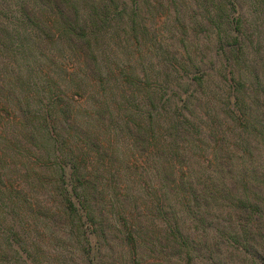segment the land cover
Wrapping results in <instances>:
<instances>
[{"label": "trees", "instance_id": "1", "mask_svg": "<svg viewBox=\"0 0 264 264\" xmlns=\"http://www.w3.org/2000/svg\"><path fill=\"white\" fill-rule=\"evenodd\" d=\"M9 1L1 0L4 8L0 7V217L9 218L11 224L5 226L0 221V241L3 237L11 240L9 244L6 242L8 249L14 248V254H24L26 241L17 246L22 235L32 232L42 236L41 225L55 220L71 225L69 235L75 233L84 241L104 238L109 230L102 226L103 217L96 207L103 206L104 210V206L117 205V220L124 229L122 238L137 241V235L143 234L139 227L141 224L144 228L143 214L147 211L153 217L150 207L160 210L164 205L170 209L165 212V220L172 227L170 234L175 240L180 239L185 254L219 253V246L229 242L228 260L233 256L238 264H264V61L257 66L262 61L259 55L246 56L244 41L250 35L246 34L248 27L243 26V18L238 15L230 20L240 32L236 31L233 36L234 52H225L224 65L229 66L231 83L223 90L222 111L240 126L237 141L228 142L226 130L213 126L209 101L215 95L208 93L207 96L206 91L210 90L204 87L211 74L199 66L172 64L184 87L164 88L163 95L152 89L154 105L147 114L141 109L134 111L133 100L127 102L126 96L131 92L120 93L117 88L112 89L116 85H105L111 78L117 82L121 74L117 66L110 68L108 63L104 76L103 63L97 59L100 26L118 14L110 15L108 4L98 7L100 4L94 0H22L19 21ZM35 3L52 10L53 17L48 16L51 18L47 23L41 21L48 39L51 41L56 36L63 40L64 35L70 41V56L80 63L74 77H71L74 70L67 73L70 83H74L63 90L65 93L47 75L50 71L47 64L19 61L18 57L29 50L25 47L28 41L24 44L19 39L18 21L25 27L38 29L39 20L32 11ZM61 7L66 11L71 8L70 20L60 13ZM85 9L91 13L88 17L91 25L78 20L77 15L82 16L79 12ZM11 18L15 19L12 26L1 21ZM57 22L59 27L54 31L46 25ZM253 31L259 32L256 28ZM45 36L36 34L32 43L40 46ZM226 37L229 40L230 35L226 33ZM233 44L227 41L225 45ZM41 55L37 53V58ZM231 59L237 62L229 64ZM81 69L86 71L88 80L79 75ZM123 79L126 82L127 76ZM131 84L141 88L139 83L132 81ZM90 86L104 95V101L115 110L105 109L107 105L91 93ZM87 99L93 102L86 101L89 105H84ZM134 113H138L137 120ZM115 117L121 119L115 128L123 138V145L129 148L130 156H142L139 160L142 164L150 158L154 175L162 173L167 201L161 196L144 200L145 191L158 193L147 178L139 184L138 194L118 184L114 194L106 195L99 186L115 183V175L94 176L86 171L85 146L92 147L90 138L103 142L95 130L104 123L107 128H113ZM243 133L253 135L255 142L242 138ZM106 150L101 145L93 151L99 154L98 158H105ZM126 163L129 167L135 165L134 161L126 160ZM194 173L198 174L192 177ZM176 205L183 214L174 211ZM186 221L189 224L185 228L191 224L196 230L194 234L181 232L180 226ZM208 237L212 238L209 242Z\"/></svg>", "mask_w": 264, "mask_h": 264}, {"label": "rangeland", "instance_id": "2", "mask_svg": "<svg viewBox=\"0 0 264 264\" xmlns=\"http://www.w3.org/2000/svg\"><path fill=\"white\" fill-rule=\"evenodd\" d=\"M94 1L100 4L98 7L108 4L110 15L118 13L112 15L109 21L100 26L99 30L100 41L96 53L99 55L97 59L103 63L102 74L105 76L107 72L105 65L108 63L111 64L110 68L115 65L121 70L117 82L111 78L105 81V85H116L112 89L114 88V91H116L117 88L120 93L131 92L126 96V99L129 98L127 102L133 100L134 111L139 112L141 109L147 114L153 109L154 105L152 89L163 95L164 88L167 89L173 86L174 89L180 90L184 87L182 81H179L177 75L173 72L172 64H181V66H187L188 68H192L193 65L199 66L211 74V79L208 84H204V87L206 90H210L206 91L207 96L210 95L208 93L215 95V98H211L209 101L212 104L213 112L211 111V113L214 115L212 117L213 126L226 130L228 142L237 141L240 126L222 111L225 103L223 90L231 83V75L228 74L229 70L227 69L229 66L224 65L226 63V53L230 54L229 50H232V53L234 52L232 47H234L233 38L235 37L233 36H236V31L240 32L237 29L239 27H236L233 23L231 24L230 20L238 15L243 18L245 22L243 26L248 27L246 34L250 35V37L245 36L244 41L247 46L245 48L246 56L253 58L255 55H259L262 61H259L256 65H261L264 61V0H234V2L229 0ZM21 2L22 0H10L8 4L10 8L14 9L12 13L19 21L23 9ZM233 4H235V9H233ZM0 7L4 8L1 0ZM70 10L66 11L61 7L59 11L66 14L70 20L71 15H73ZM32 11L35 12L33 14L39 20L38 29H34L32 26L25 27L18 21V24H20L17 27L20 33L19 39H23L24 44H26L25 40L28 41L25 47L29 50L25 52L23 57H18L19 61L22 64L34 62L36 64H47L50 68L47 75L54 80L58 90L63 91L71 88L70 86L74 81L72 84L70 83L69 80L71 79L67 76V73L74 70L71 75V77H74L80 63L74 61V58L68 52L70 41L65 40L64 35L61 38L63 40H59L56 36L51 41L48 39V33L42 28L41 21L48 22L51 18L48 16L53 17L51 9L45 10L42 4L35 3L32 6ZM79 13L82 16L78 14V20L80 18L83 24L91 25L88 20L91 13L86 9ZM84 19H86L85 22ZM1 21H4L5 24L10 22V26L15 23L14 18L1 19ZM46 25L51 27L52 31L57 30L59 27L58 22L53 25ZM255 28L259 30L258 34L253 31ZM87 29L90 30V27ZM27 31L30 34H27ZM56 33L58 34V32ZM226 33L230 35L229 40ZM36 34L46 35V40L38 47L32 43ZM227 41L233 45H225ZM30 43L33 45H30ZM255 51L258 52L255 53ZM39 52L42 55L37 58ZM15 58L16 56L11 57V59ZM236 62L235 59H231L228 63L234 64ZM70 64H73L71 69ZM84 64L82 63L81 66H84ZM236 66L238 67L237 64ZM85 72L81 69L79 75L85 76L88 80V75L86 76ZM123 76H127L126 82ZM132 81L136 84L139 83L141 88L137 89V85L132 86ZM90 90L94 96H99L104 101V95L96 93L92 86H90ZM62 93H65V91ZM109 94L110 92H106V95ZM116 96L120 95L116 94ZM86 101L90 104L93 102L91 99H87L84 105H89ZM104 102L107 105V107L104 106L105 109L112 108L115 110L109 102ZM134 114L137 120L138 113ZM113 121L116 122L113 128H107V124L104 123L103 126L98 125L95 130L97 135L103 138V142H97L90 138L92 147L85 146L86 171L94 176L115 175L113 179L115 183L109 184L106 182V186H99V190L104 191L106 195L114 194L118 184H124L128 192H137L138 194L141 191L139 184L147 178L149 185L154 187L158 193L154 195L151 190L145 191L143 193L144 200H147L148 197L155 200L159 196L166 200L161 181L162 173L154 175L150 158H147V161L142 164L139 161L142 156H130L129 148L123 145V138L119 135L118 129L115 128L116 125L121 123V119L115 117ZM243 134L242 138L248 139L252 143L255 142L256 139L253 135ZM220 136V133H218L217 137ZM209 139L212 140V138ZM101 145L107 148L105 158H98L99 154L95 155L93 151L95 147ZM91 156H93L92 159H90ZM64 160L67 159L64 158ZM126 160L128 162L134 161L135 165L129 167L127 163L125 164ZM197 174L194 173L192 177ZM130 205L133 206L132 203ZM108 207L110 206H104V210L103 206L96 207L100 211L101 217H103L102 226L107 227L109 230V235L107 234L104 238L99 237L96 239L93 237L90 241H84L75 233L74 236L71 233L69 235L68 231L72 228L66 222L64 224L61 220L47 221L45 225H41L42 236L32 234V232L29 235L26 233L22 235L17 246L23 245V241H26L24 254H14V248L9 250L6 242L9 244L11 240L3 237L0 241L3 242L0 244V264H223L225 262L227 264H238L233 256L228 260L230 255L228 253L231 250L229 242L226 245L219 246V253L209 254L204 251L203 254H185V249L179 244L180 239L176 238L175 240L170 234L172 227L165 220V212L166 209L170 210L169 207L165 208L164 205H161L160 210L150 207L151 213L155 216H149L147 211L145 215L143 214L144 228L141 224L139 226L142 227L143 234L138 232V240L132 242L122 238L124 229L116 216L119 205L110 207L111 210H108ZM124 207L127 208V206ZM174 209L179 215L184 213L179 205H176ZM58 216L64 218L61 214ZM0 221L5 226L11 224V220L6 217L4 219L0 217ZM188 224L189 222L186 221L185 225L180 226L181 232L194 234L196 230L192 228L191 224L189 225L190 228H185ZM134 228L138 227L135 226ZM198 228L199 225L197 224V231H200ZM207 240L209 242L212 238L208 237Z\"/></svg>", "mask_w": 264, "mask_h": 264}]
</instances>
